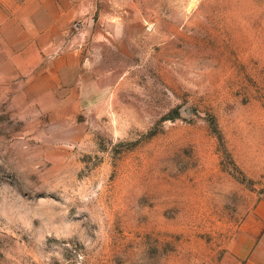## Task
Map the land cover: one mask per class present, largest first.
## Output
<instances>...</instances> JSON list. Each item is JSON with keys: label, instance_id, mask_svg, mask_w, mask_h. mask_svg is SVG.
Returning <instances> with one entry per match:
<instances>
[{"label": "rangeland", "instance_id": "1", "mask_svg": "<svg viewBox=\"0 0 264 264\" xmlns=\"http://www.w3.org/2000/svg\"><path fill=\"white\" fill-rule=\"evenodd\" d=\"M264 196V0H0V264H239Z\"/></svg>", "mask_w": 264, "mask_h": 264}, {"label": "crops", "instance_id": "2", "mask_svg": "<svg viewBox=\"0 0 264 264\" xmlns=\"http://www.w3.org/2000/svg\"><path fill=\"white\" fill-rule=\"evenodd\" d=\"M229 252L239 264H264V196L240 223Z\"/></svg>", "mask_w": 264, "mask_h": 264}]
</instances>
